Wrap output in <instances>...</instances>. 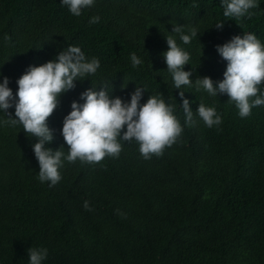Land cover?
Instances as JSON below:
<instances>
[{
  "label": "trees",
  "instance_id": "obj_1",
  "mask_svg": "<svg viewBox=\"0 0 264 264\" xmlns=\"http://www.w3.org/2000/svg\"><path fill=\"white\" fill-rule=\"evenodd\" d=\"M251 11L224 17L221 0H96L76 16L61 0H0V72L14 91L28 65L69 44L101 60L50 114L51 147L68 152L61 128L72 100L105 81L125 98L136 84L147 86L143 99H170L183 124L161 155L146 159L138 142L124 141L119 156L65 160L62 179L51 185L39 180L35 137L0 123V264H28L31 245L48 248L44 264H264V105L241 117L227 94L186 89L194 113L203 102L222 122L208 127L196 115L184 123L183 98L161 55L165 35H176L191 53L185 68L193 79H222L227 61L217 43L243 31L264 41V0ZM96 14L100 21L89 23ZM217 20H225L222 30ZM175 23L198 26L200 38L184 45L170 32ZM132 52L144 63L133 67ZM10 119L0 112V120Z\"/></svg>",
  "mask_w": 264,
  "mask_h": 264
},
{
  "label": "clouds",
  "instance_id": "obj_2",
  "mask_svg": "<svg viewBox=\"0 0 264 264\" xmlns=\"http://www.w3.org/2000/svg\"><path fill=\"white\" fill-rule=\"evenodd\" d=\"M259 0H221L223 16L241 18L252 16ZM69 11L80 16L91 8L96 0H61ZM99 14L89 18V23H97ZM225 20H217L213 25L223 29ZM171 33L178 34L184 45L191 44L199 36L198 26L183 23L172 24ZM168 47L162 51L167 70L171 73L175 89H179L185 113L184 123L193 124L198 115L208 126L219 125L222 115L217 108L198 104L193 112L186 89L206 91L211 96L227 94L234 101L241 117L251 115L254 106L264 105V41L253 31L235 33L223 43L215 45L220 56L227 61L223 78L214 80L210 75L192 77L191 53L178 42L176 35H165ZM201 58V57H200ZM131 63L137 67L144 63L143 57L131 53ZM101 60L91 56L80 45L69 44L56 55L40 64H30L16 80L14 91L10 77L0 72V112L10 120L0 123L20 124L26 133L35 137L31 147L39 163V180L51 185L62 179L61 168L65 160L75 162H99L106 155L119 156L124 141L135 140L144 158L152 154L161 155L165 146L172 145L183 131V124L176 115V103L166 100L162 95H149L143 99L145 85H137L129 98L113 95V85L108 81L84 89L80 99H73L71 109L64 118L62 135L68 145L65 153L62 147L53 148L55 129L48 118L60 102L63 93L73 89L77 81L97 73ZM126 87V84L122 85ZM14 108V114L11 109ZM84 206L90 208L89 201ZM119 211V210H118ZM28 264H44L49 250L45 246H30Z\"/></svg>",
  "mask_w": 264,
  "mask_h": 264
}]
</instances>
